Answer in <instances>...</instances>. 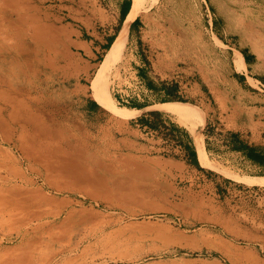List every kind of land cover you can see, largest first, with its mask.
<instances>
[{
	"label": "rangeland",
	"instance_id": "374dc122",
	"mask_svg": "<svg viewBox=\"0 0 264 264\" xmlns=\"http://www.w3.org/2000/svg\"><path fill=\"white\" fill-rule=\"evenodd\" d=\"M142 1L136 34L117 47L118 0H0V264H264V172L209 158L216 104L201 98L233 88L241 48L264 84V0ZM113 32L97 56L75 42ZM162 83L181 100L161 102ZM21 127L62 156L24 158L4 140Z\"/></svg>",
	"mask_w": 264,
	"mask_h": 264
},
{
	"label": "crops",
	"instance_id": "0c3cea01",
	"mask_svg": "<svg viewBox=\"0 0 264 264\" xmlns=\"http://www.w3.org/2000/svg\"><path fill=\"white\" fill-rule=\"evenodd\" d=\"M126 1L128 0H118L117 3L115 17L119 19V23L123 15H125V22L132 6V3L126 6ZM135 20L136 18L129 25V40L136 34L138 24L141 21L140 18L134 22ZM124 22L120 28H122ZM120 28L118 29L119 31ZM111 30H115V28ZM107 35H109L108 38L97 41L83 39L81 33H78L75 42L97 56L100 51L107 50L108 47L111 48L113 45L114 41H111V37L114 36V32ZM243 49L246 50V54L241 50L238 51L243 56L246 70L241 71V74L231 78L233 88H210L208 95L207 93L201 92L203 101L208 100L216 104V108L213 109L216 126L211 134L206 133L204 148L209 158L213 161L221 163L225 156L229 157L230 154H235L240 160L247 163L248 166L264 172V84L261 80L251 75V68L257 63L256 53L247 48ZM92 53H90V56H92ZM139 71L143 70L140 69ZM255 80L257 84L253 85L252 82ZM122 100H124L123 97ZM133 109L139 110L142 108L134 107ZM233 133L238 136L239 143H244L255 148V152L261 154L262 160L258 162L249 159L242 151L231 149L233 145L231 136ZM258 177L264 178V175H259Z\"/></svg>",
	"mask_w": 264,
	"mask_h": 264
},
{
	"label": "bare ground",
	"instance_id": "6f19581e",
	"mask_svg": "<svg viewBox=\"0 0 264 264\" xmlns=\"http://www.w3.org/2000/svg\"><path fill=\"white\" fill-rule=\"evenodd\" d=\"M8 6V5H7ZM140 9H142L143 10V1L142 0H132V6H131V9H130V11H129V13H128V15H127V18H126V20H125V22H124V24H123V26H122V28H121V30H120V32H119V34H118V37H117V40H116V42H115V45L117 46V47H119V46H122V45H124L125 44V42L127 41V37H128V31H129V25H130V23H131V20L133 19V16L135 15V13L138 11V10H140ZM17 10V9H16ZM8 12V11H7ZM10 16V15H9ZM3 18V17H2ZM3 22V21H2ZM2 22H1V24H2ZM11 24V23H10ZM3 25V24H2ZM12 26V25H11ZM7 27V26H6ZM7 31V30H6ZM10 31V30H9ZM1 39V38H0ZM4 42V41H3ZM9 48V47H8ZM10 50H12V49H10ZM3 54V53H2ZM14 56V55H13ZM12 56V57H13ZM64 58V57H63ZM9 61V60H8ZM7 61V62H8ZM67 61V60H66ZM14 62V61H13ZM70 63V62H69ZM11 64V63H10ZM16 64V63H15ZM66 64V63H65ZM11 66V65H10ZM17 66V65H16ZM30 66V65H29ZM32 66V65H31ZM37 66V65H36ZM5 68V67H4ZM13 68V67H12ZM53 68V67H52ZM9 69V68H8ZM27 70V69H26ZM55 70H56V68H55ZM32 71V70H31ZM12 73V72H11ZM40 73V72H39ZM28 74V73H27ZM102 74V73H101ZM3 75H4V73H3ZM12 75V74H11ZM15 75V74H14ZM34 75V74H33ZM103 75V74H102ZM2 76V75H1ZM100 76V75H99ZM99 76H97V77H99ZM7 77V76H6ZM30 78V77H29ZM32 80V79H31ZM30 80V81H31ZM18 81V80H17ZM26 81H28V80H26ZM94 81V80H93ZM97 82H101L100 80L99 81H97ZM2 84V83H1ZM0 84V85H1ZM36 84V83H35ZM4 87V86H3ZM95 88H98V85L97 84H95ZM12 89V88H11ZM29 89V88H28ZM99 89V88H98ZM17 90V89H16ZM30 90V89H29ZM102 91V90H101ZM104 91H106V89H104ZM16 92V91H15ZM28 92H30V91H28ZM105 93V92H104ZM107 93V92H106ZM32 94V93H31ZM100 94L103 96V98H108V97H106V96H108V95H103L101 92H100ZM93 95H94V97L97 99V96H96V94L95 93H93ZM20 96V95H19ZM41 96H44V95H41ZM39 98V97H38ZM43 98V97H42ZM25 99V98H24ZM30 99V98H29ZM48 99V98H47ZM28 100V99H27ZM18 101V100H17ZM22 101V100H21ZM46 101V100H45ZM54 102V101H53ZM30 103V102H29ZM32 104L33 103H31L29 106H26L27 108V110H29L30 109V107L32 106ZM55 104V103H54ZM53 104V105H54ZM63 104V103H62ZM175 104V103H174ZM55 106V105H54ZM176 106V109H173V108H171L170 110H168V111H170V112H172V113H174V110H176V111H181L180 110V107H179V105H175ZM37 107V106H36ZM60 107V106H59ZM51 108V107H50ZM2 109V108H1ZM3 109H6V107L5 106H3ZM38 109V108H37ZM43 109V108H42ZM10 110V109H9ZM34 110V109H33ZM63 110H65V109H63ZM15 111V110H14ZM48 111H50V110H48ZM54 111V110H53ZM63 112V111H62ZM2 113H3V111H2ZM13 113V112H12ZM42 113V112H41ZM50 113V112H49ZM59 114V113H58ZM65 114V113H64ZM7 115V114H6ZM56 115V114H55ZM8 116V115H7ZM33 114L32 113H30L29 111L27 112V121L28 122H30V123H32L33 121H34V119H33ZM58 116V115H57ZM61 116V115H60ZM21 119V118H20ZM50 119V118H49ZM55 119V118H54ZM10 120V119H9ZM51 120V119H50ZM1 121H2V119L0 118V123H1ZM8 122V121H7ZM49 123V122H48ZM9 124V123H8ZM10 125V124H9ZM54 125H55V123H54ZM34 127H36V128H40L41 130H43V127H42V124H41V122H35L34 123ZM52 130V129H51ZM23 131H24V129L21 127V133H19L18 134V137H17V139L16 140H14L11 136H10V138H4V140H6V142L7 141H12L13 143H14V145L16 146V148L18 149V150H21V154H23V156H24V158H26L27 160H32V161H35V162H38V163H42V164H44V165H46V166H48L49 164H50V161H51V157H52V154H53V152H55L57 155H58V157H61L60 156V151L59 150H57V149H55V148H53V144H52V142H50V140H49V137H48V134H45L43 137L42 136H37V135H35L36 137H33V138H31L30 139V141L27 139V138H23ZM7 133V132H6ZM18 133V132H17ZM11 135H12V133H11ZM77 140V139H76ZM62 142V141H61ZM63 143V142H62ZM61 143V144H62ZM67 143V142H66ZM83 144V143H82ZM13 145V146H14ZM68 145V144H67ZM77 145V144H76ZM84 145V144H83ZM197 145V144H196ZM63 146H65V145H63ZM72 146V145H71ZM5 147V146H4ZM93 149H95V148H93ZM104 149V148H103ZM17 150V151H18ZM62 150V149H61ZM199 150V149H198ZM57 151V152H56ZM63 151V150H62ZM87 151V150H86ZM98 151V150H97ZM107 152V151H106ZM63 153V152H62ZM105 153V152H104ZM111 153V152H110ZM20 154V155H21ZM102 154V153H101ZM54 155V154H53ZM2 156V155H1ZM95 156V155H94ZM64 157H65V155H64ZM87 157V156H86ZM56 158V157H55ZM101 158V157H100ZM99 158V159H100ZM124 158V157H123ZM199 158L201 159V161H203L205 164H210L209 163V160H208V157H207V155H203V153H201V151H199ZM95 159V158H94ZM135 159V158H134ZM58 160V159H57ZM86 160V159H85ZM95 160H98V159H95ZM94 160V161H95ZM56 161V160H55ZM68 161V160H67ZM67 161H66V163H67ZM71 161V160H70ZM69 161V162H70ZM81 161V160H80ZM73 162V161H72ZM71 162V163H72ZM82 162V161H81ZM16 163V162H15ZM34 163V162H33ZM122 163V162H121ZM74 164H76V163H74ZM73 164V165H74ZM84 164V163H83ZM93 164V163H92ZM72 165V166H73ZM89 165H91V164H89ZM96 165V164H95ZM71 165H70V167H72ZM97 166V165H96ZM137 166H138V164H137ZM65 167V166H64ZM92 167V166H91ZM98 168V167H97ZM9 170V169H8ZM23 170V169H22ZM64 170V169H63ZM72 170V169H71ZM74 170H77V169H74ZM99 170V169H98ZM103 171V170H102ZM108 171V170H107ZM18 172V171H17ZM38 172V171H37ZM110 172V171H109ZM41 173V172H40ZM39 173V174H40ZM127 173V172H126ZM19 174H20V172H19ZM23 174V173H22ZM115 174V173H114ZM118 174V173H117ZM119 175V174H118ZM23 177V176H22ZM17 184V183H16ZM17 186V185H16ZM20 186V185H19ZM10 187V186H9ZM14 187H15V185H14ZM24 188V187H23ZM11 189V188H10ZM18 189V188H17ZM16 189V190H17ZM25 190V189H24ZM58 191V190H57ZM16 192V191H15ZM17 192L19 193V189L17 190ZM25 192V191H24ZM8 194V193H7ZM4 195V194H3ZM2 195V196H3ZM10 195V194H9ZM11 203V202H10ZM39 223V222H38ZM44 227V226H43ZM27 232V231H26ZM25 232V233H26ZM38 234V233H37ZM36 234V235H37ZM35 235V236H36ZM31 237V236H30ZM28 239V238H27ZM36 239V238H35ZM40 239V238H39ZM36 241V240H35ZM28 242H29V240H28ZM40 242V241H39ZM44 246V245H43ZM38 250V249H37ZM36 250V251H37ZM29 255H31V252L29 253ZM28 256V255H27ZM29 258V257H28ZM30 260V259H29ZM10 261V260H9Z\"/></svg>",
	"mask_w": 264,
	"mask_h": 264
},
{
	"label": "trees",
	"instance_id": "16d2710c",
	"mask_svg": "<svg viewBox=\"0 0 264 264\" xmlns=\"http://www.w3.org/2000/svg\"><path fill=\"white\" fill-rule=\"evenodd\" d=\"M131 3H132V0H128V1L125 2V5L127 6V5H129ZM124 19H125V15L122 16L121 21H120V24H122L124 22ZM138 20H139V17L136 18V20L134 22H136ZM115 38H116L115 35L112 36L111 37V41H114ZM240 50L244 54L247 53L246 50L243 49V48H241ZM139 73L143 74V71H139ZM149 86H151L152 89H155L156 88L152 83H149ZM159 89L162 90V91H167V93L170 95V96L161 98L160 99L161 102H167V101L179 100V99L181 100L180 96L177 95V92H178V89H179V85L177 83L174 84V85H172V86H169V85H167L165 83H162L161 88H159ZM91 104L93 106H96V107L99 106L98 102L95 101V100H93V99H91ZM146 105L147 104H143V103H139V102L138 103L137 102H131L130 103V107H133V108L134 107L143 108ZM151 113L157 114L158 112L152 111ZM140 119L143 122H147V123L149 122L147 116H145V115L142 116ZM231 137H232V140H233V145L231 146V149L238 150V151H242L244 153V155L246 157H248L249 159H252V160H255V161H258V162H260L262 160L261 154L255 152V148H253V147H251V146H249L247 144H244V143H242V144L239 143L238 142V139H237L238 136L235 133H233ZM188 151H189V156L191 158V161L195 165H197L199 168L203 169L202 166H200V163H199V160H198V155H197V150H196L193 142H190V144L188 146Z\"/></svg>",
	"mask_w": 264,
	"mask_h": 264
}]
</instances>
